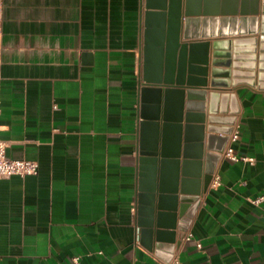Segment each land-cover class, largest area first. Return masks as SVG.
Instances as JSON below:
<instances>
[{
  "label": "crops",
  "instance_id": "crops-1",
  "mask_svg": "<svg viewBox=\"0 0 264 264\" xmlns=\"http://www.w3.org/2000/svg\"><path fill=\"white\" fill-rule=\"evenodd\" d=\"M148 2L1 0L2 138L10 158L37 161L39 171L0 179V264L168 263L155 232L148 243L140 225L149 218L140 189L148 185L140 154L148 139L146 47L161 32L166 44L170 5L161 10V0L151 8ZM199 2L192 4L198 14L186 15L182 0L178 42L189 44L187 62L195 58L191 44L205 47L204 134L209 116L218 130L232 123L238 138L228 137L225 147L254 161L217 159L219 185L208 186L177 219L172 258L264 264V199L250 202L264 197V37L239 34L238 24L220 35V15H204ZM214 70L227 87L210 86ZM153 219L156 230L157 208Z\"/></svg>",
  "mask_w": 264,
  "mask_h": 264
},
{
  "label": "water",
  "instance_id": "water-1",
  "mask_svg": "<svg viewBox=\"0 0 264 264\" xmlns=\"http://www.w3.org/2000/svg\"><path fill=\"white\" fill-rule=\"evenodd\" d=\"M196 1L200 3V0ZM202 1L204 15L207 13L220 15L217 21L221 24V31H224L220 35L231 34L225 31H234L235 25L238 24L239 34L259 33L264 37V0L260 2V10L259 0H201V4ZM166 2L167 0H161V10L167 9ZM154 3L155 0H149L148 7L151 8ZM192 4L193 0H187L186 15L198 12L194 10ZM237 13L240 17L232 16ZM167 14L169 20L166 44L163 43L164 37L161 32L158 42H151L146 47L148 58L142 89L144 101L142 124L148 139L142 141L140 152L141 169L145 171L142 175L147 176L148 180V185H142L140 188L141 197L145 200L147 205L145 212L149 216L148 219L141 220L140 225L144 227L142 233L148 243L155 232L159 242L158 248L164 250L165 262H169L173 257L177 219L180 218L182 221L186 209L192 204L196 205L200 195L207 189L216 161L221 156L232 130V123L229 127L218 130L213 126L216 119L209 116V133L204 134L206 100L204 87L207 86L208 73L205 47L202 43L191 44V55L195 58L190 57L187 62L189 44L178 42L182 0H170ZM258 23L259 30L256 28ZM163 59L164 75L161 66ZM259 61L263 68V53ZM229 63L227 55L225 64ZM225 74L228 76L229 71ZM212 77L211 87L228 86L225 82L215 79L217 77L215 70ZM235 84L236 82L233 83ZM210 96L209 112L214 114L216 113L214 100L218 94L212 93ZM148 101L149 103H146ZM206 150L214 153H206ZM158 173L161 177L157 186L155 180ZM155 208L158 209L156 230L153 219ZM163 241L166 243H161Z\"/></svg>",
  "mask_w": 264,
  "mask_h": 264
},
{
  "label": "built area",
  "instance_id": "built-area-1",
  "mask_svg": "<svg viewBox=\"0 0 264 264\" xmlns=\"http://www.w3.org/2000/svg\"><path fill=\"white\" fill-rule=\"evenodd\" d=\"M1 6V0H0ZM1 75H0V88H1ZM2 106H1V95H0V179L3 178H10L14 175L20 176H29V175H36L39 171V164L37 161L34 160H27V159H13L7 155V142L2 138ZM238 138V132L233 130L229 135V141L234 142ZM221 156L230 159L231 161H238L243 160L249 163L254 161L251 157H241L234 153L233 148L230 145H227L222 153ZM220 177L217 173H213L211 180L209 182V187H216L219 185ZM264 199L263 196L258 198H253L250 202L253 205H258L259 202ZM191 234L186 236V239H190ZM197 246L200 247V244L197 243ZM75 264H78V258L74 259ZM167 264H182V262L174 257L172 258Z\"/></svg>",
  "mask_w": 264,
  "mask_h": 264
}]
</instances>
